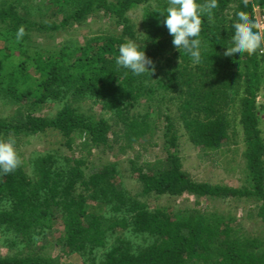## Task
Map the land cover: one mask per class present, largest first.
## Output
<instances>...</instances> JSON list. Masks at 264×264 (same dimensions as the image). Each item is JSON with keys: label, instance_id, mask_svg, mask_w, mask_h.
Listing matches in <instances>:
<instances>
[{"label": "trees", "instance_id": "trees-1", "mask_svg": "<svg viewBox=\"0 0 264 264\" xmlns=\"http://www.w3.org/2000/svg\"><path fill=\"white\" fill-rule=\"evenodd\" d=\"M19 1H8L0 6V25H8L7 29H0V40L6 44L21 26L25 32L34 28L40 32L59 31L73 28L97 13L113 17L121 33L119 37L89 39L78 44L68 41L60 44L57 52H49L46 58L41 52L35 53L34 58L27 61L34 66L35 74H31L29 66L23 62H13L12 52L19 48L18 44L0 48V93L6 97L4 104L14 107L7 118L0 120V137L14 138L18 148L21 137L49 130L61 136L66 149H74L86 157L69 160L60 169L42 170L35 178L27 175L23 161L14 173L0 175V200L8 207L7 211H0V228L11 233V248H18L12 256L0 257V264H66L61 256L39 255L33 245L36 231H44L54 219L61 221L57 244L63 252L85 257L99 249L98 264H264V239L242 232V228L236 229L230 213L221 215L188 209L167 215L163 209L149 210L113 185L111 166L93 173L85 170L87 158L94 149L111 150L118 145L127 150L142 138L153 137L157 127L156 123L151 126L153 120L149 117L152 107H158L161 102L153 96L159 88L171 89L170 100L179 99L177 116L186 138L204 152H218L225 143L229 122L222 111L229 96L235 101L242 95L239 123L249 187L211 185L190 178L183 171L178 131L169 116L164 117L161 128L159 155L140 165L137 155L129 161V169L140 183L144 196L192 195L198 199L233 203L255 199L259 205L252 216L264 224V140L256 109L257 95L264 89V67L258 53L244 57L224 54L225 48L230 46L235 13L243 11L253 20L252 7L264 6V0H218L212 19L203 17L201 36L207 42L203 62L193 64L190 57L176 49L180 63L172 65V59L166 57L169 69L164 74L169 77L162 74L161 79H154L155 71L150 78L136 77L115 64L120 44L127 40L143 41L130 24L127 12L150 0H49V6L62 10L68 4L71 10L59 24L48 26L23 18L18 11ZM230 4L237 7L228 20L225 11ZM164 7L147 12L144 17L147 38L152 44V51H144L153 61L155 70L156 50L173 46V38L159 14ZM141 98H145L143 104L139 103ZM49 100L65 101L54 116H36L33 112ZM85 102H90L91 107L100 105L103 114L111 115L109 120L113 125L101 115L82 110ZM135 106H142L143 113L131 115ZM146 147L152 149L157 143L148 141ZM146 147L144 150H148ZM85 192L109 205L113 215L88 211ZM57 209L60 215L55 214ZM125 212L128 217L124 216ZM118 231L142 236L144 242L134 243L120 233L107 248V236ZM90 259L95 263L96 256Z\"/></svg>", "mask_w": 264, "mask_h": 264}, {"label": "rangeland", "instance_id": "rangeland-1", "mask_svg": "<svg viewBox=\"0 0 264 264\" xmlns=\"http://www.w3.org/2000/svg\"><path fill=\"white\" fill-rule=\"evenodd\" d=\"M12 0H0V6L4 3ZM49 0H20L18 6L19 13L31 21L34 24H59L65 16V13L70 12V6L64 5V9H59L48 4ZM251 2L252 0H244ZM167 0H150L146 3L132 7L127 12V18L130 24L134 27L136 33L139 34V38L143 41L144 50L152 51V44L148 41L146 26H144L145 14L156 10L157 8L166 6ZM227 19H231L234 14V9L237 5H228ZM56 10V14L53 15V11ZM6 23H1L0 29H7ZM121 33V27L116 25L113 17L104 15L103 13H97L82 21L81 24H76L73 28H63L59 31L40 32L35 28L26 32V35L19 42L16 38H12L10 42L0 40V48L4 49L14 45L19 46L14 52H12V60L18 64L23 62L24 65H28V59L34 58L35 53H43V57L46 58L49 52H57L60 49V44L71 41L78 44L89 39L105 38L107 36L119 37ZM150 39V38H149ZM165 39V38H160ZM156 56V70L155 77L163 78V75L169 68L165 64V58H171L172 65H178L180 58L175 55L176 48L173 46L160 47L157 50ZM11 52V51H10ZM28 70L31 74H35V68L31 64L28 65ZM27 69V68H26ZM172 71V70H171ZM165 75V74H164ZM169 77V75H165ZM264 86V82H263ZM157 87V86H156ZM164 90L159 88L154 93L155 99L160 100L158 107L154 106L151 109V115L149 120L151 126L156 123L157 129L152 133L151 138H142L138 142L133 143L131 149L124 150L123 146H114L111 150L107 149H94L91 152V156L87 158V165L85 167L86 172H97L104 166H111L113 171L111 182L113 185L130 197L136 198L139 202L146 205L149 210L163 209L167 215L176 214L181 210L199 209L207 210L208 212H217L218 214L225 215L230 213V217H234V221L231 222L236 229L242 228V232L252 234L253 236H259L264 239V224L259 219L253 217L255 208L259 205L255 199H251L247 202L233 203L222 200H210V199H198L192 195H182L178 197H156L153 194L148 196L141 195L142 187L136 178L133 177L129 169V161L135 156L139 155V165L144 160L150 161L159 155V148L162 143L161 128L163 127V121L165 116H169L176 126L179 135V156L182 159L183 171L187 173L190 178L196 182H204L211 185H226L232 188L249 187L246 171L244 152L245 146L243 143V134L241 125L239 123V98L235 101H231L229 96L226 107L222 113L225 119L229 122L228 138L222 145L218 152L203 151L201 147L191 143L186 138L185 131L182 129L179 118L177 116L180 102L178 98L170 100L172 97L171 89ZM174 94V93H173ZM176 96V94H175ZM5 96L0 93V120L7 118L14 107L5 105ZM161 98H165L169 101H162ZM66 100V99H65ZM64 100V101H65ZM145 98H141L139 103L143 104ZM62 101V102H64ZM62 102L48 101L44 106L38 107L35 112L36 116L52 117L62 106ZM100 105H94L91 107L90 102H85L82 105V110L88 114H94L95 116H103L108 120L110 125H113V121L109 120L110 114H103V111L99 107ZM73 107H76L73 105ZM135 109H131L130 114L143 113L142 106H135ZM257 117L259 122V129L261 136L264 140V89H260L256 98ZM114 128H111L113 131ZM21 144L17 148L18 154L21 157L23 164L25 165V171L28 176L35 178L38 172L45 169L56 170L65 167L69 160L80 158L81 156L86 159L84 153L66 149L61 140V136L53 131H47L45 133H35L21 137ZM149 142L157 143V147L152 149L147 148L146 144ZM79 142V141H78ZM77 142V144H78ZM148 150H144V148ZM85 207L88 211H91L98 215L111 216L109 205L99 202L91 198L90 192H85ZM196 202L199 204L196 205ZM8 207L6 203L0 200V211H7ZM254 211V212H253ZM56 215L59 214L57 209ZM122 214V213H121ZM126 217L129 216L125 212ZM228 216V215H226ZM60 219H54V222H50V227L47 226L44 231L37 233L32 237L33 245L38 249V254L47 257L61 256L62 261L66 264H98L101 260L99 249L94 250L92 255H86L81 257L79 254H67L63 252L61 245L57 244V240L60 237L62 226L60 225ZM123 233L124 237H128L134 243L141 244L144 242L142 236H131L130 232L118 231L116 234H109L106 238V247H110L116 238ZM11 233L5 231V228H0V257L12 256L18 248H11L10 238ZM26 251V249H25ZM86 252V251H85ZM64 253V254H63ZM87 253V252H86ZM96 256L95 263L91 262V257Z\"/></svg>", "mask_w": 264, "mask_h": 264}, {"label": "clouds", "instance_id": "clouds-1", "mask_svg": "<svg viewBox=\"0 0 264 264\" xmlns=\"http://www.w3.org/2000/svg\"><path fill=\"white\" fill-rule=\"evenodd\" d=\"M218 0H167V4L159 14L172 36V44L177 50H182L190 57L193 64L203 62L202 53L207 51V42L201 36L203 17L212 19ZM233 34L226 47L225 56L244 57L257 53L264 55V32L257 31L259 25L249 16L239 11L231 24ZM26 35L21 26L15 38L19 42ZM118 69L126 70L136 77H151L155 71L153 61L144 51L143 43L127 40L118 46V56L115 59ZM22 164V159L12 137H0V175L14 173Z\"/></svg>", "mask_w": 264, "mask_h": 264}, {"label": "built area", "instance_id": "built-area-1", "mask_svg": "<svg viewBox=\"0 0 264 264\" xmlns=\"http://www.w3.org/2000/svg\"><path fill=\"white\" fill-rule=\"evenodd\" d=\"M253 12V20L259 25L257 31L264 32V6L254 5L252 7ZM259 58L262 60V65L264 67V55L259 54ZM263 82H264V75H263Z\"/></svg>", "mask_w": 264, "mask_h": 264}]
</instances>
